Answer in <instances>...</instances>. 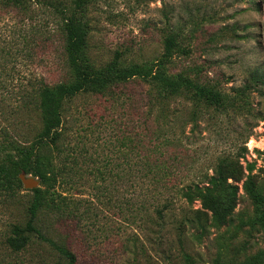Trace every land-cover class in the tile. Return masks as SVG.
Listing matches in <instances>:
<instances>
[{
  "label": "rangeland",
  "instance_id": "rangeland-1",
  "mask_svg": "<svg viewBox=\"0 0 264 264\" xmlns=\"http://www.w3.org/2000/svg\"><path fill=\"white\" fill-rule=\"evenodd\" d=\"M39 11L31 12L32 23L40 22V30L51 34L50 38L40 45L35 59L24 57L12 71L0 72V81L8 84L5 91L0 89V140L27 141L40 128L36 111L19 102L21 82L37 79L53 85L68 79L58 20L49 8ZM84 20V54L99 67L115 61L121 66L151 62L163 53L165 37L173 34L177 45L170 73H183L228 97L227 106L220 110L202 108L183 96L170 99L174 121L170 126L166 123L165 132L172 143L168 154L176 160L175 175L181 181L195 180L203 172L210 174L219 156L237 154L245 172L247 164L252 165L264 195V0H92ZM27 22L22 30L29 28ZM256 75L258 81L253 79ZM113 89L115 93L106 96L84 92L65 111L70 143H86L89 153L95 152L87 161L90 167L109 160L107 167L102 166L110 178L105 181L108 195L93 197V177L87 173L81 192L90 203L78 204L74 218L57 224V230L75 256L73 264H167L162 249L172 254L176 264H183L174 226L190 209L200 208V202L188 205L175 200L162 239L145 218L150 208H144L153 204L125 203L131 197L138 201L141 191L126 178L123 159L129 157L132 162L143 155L144 147L153 141L147 128L160 127L158 108L152 103L148 109L155 87L136 78ZM29 177L39 185V179L30 174L24 173L23 180ZM242 182L237 183L233 225L212 227L199 241L192 238V228L185 232L183 248L194 264H226L264 252V227L254 221V205ZM23 187L17 204H26L30 195L31 188L24 183ZM67 261L37 240L18 254H0V264Z\"/></svg>",
  "mask_w": 264,
  "mask_h": 264
},
{
  "label": "trees",
  "instance_id": "trees-1",
  "mask_svg": "<svg viewBox=\"0 0 264 264\" xmlns=\"http://www.w3.org/2000/svg\"><path fill=\"white\" fill-rule=\"evenodd\" d=\"M91 1L0 0V20L5 19L0 21V72L12 71L24 57L35 59L40 45L48 41L51 34L47 35L40 30V22L32 23L31 12L37 10L39 13L43 8H49L54 19L58 20L64 64L68 71L67 80L53 85L33 79L25 84L21 82L17 87L19 102L36 111L40 128L27 141L0 140V254H18L37 240L49 244L68 260L66 263L56 264L74 263L75 256L60 237L57 224L74 218L78 204L90 203L88 198L82 197L81 192V186L88 181L87 173L93 177L95 193L92 195L98 198L100 195H108L109 189L105 181L110 178V174L109 170H103L109 160L106 159L105 164L101 159L98 167H90L87 161L93 159L95 152L89 153L90 147L86 143L81 146L79 141L70 143L64 126L65 111L74 98L84 92L91 91L101 96L114 94L115 86L136 78L150 82L155 87V94L148 100V109L152 108V103L158 108L160 127L154 131L147 128L146 132L153 141L144 147L143 155L132 162L129 157L123 159L127 166L126 178L133 185L137 183L141 191L138 201L135 202L131 197L125 199V203L153 204L144 208H150L145 218L147 223L157 227L155 232L162 239L169 225L170 210L175 200L184 201L188 205L196 200L200 202V208L190 209L191 213L183 215L174 226L183 264H194L183 248L182 241L188 229L194 230L192 238L199 241L208 235L212 227L233 225L239 192L237 183L242 179V189L254 205V221L263 228L264 195L250 163L245 172L239 162V155L219 156L210 174L203 172L195 180L181 181L182 177L175 175L176 160L173 154H168V147L172 143L165 128L166 123L170 126L174 121L169 113L170 99L183 96L185 101L193 100L202 108L220 110L227 106V95L212 87L195 83L183 73H170L174 47L177 45L173 34L165 37L163 53L151 62L121 66L115 61L104 67L96 66L84 54L87 38L84 11ZM27 21L30 24L25 29ZM253 79L258 81L260 76L256 75ZM6 82L7 80L0 81L2 91L8 88ZM173 110L175 112V108ZM153 152L160 153V156H153ZM21 173L39 179V185L29 189L26 204L16 203L24 191L19 177ZM160 251L167 264H176L172 254L163 249ZM263 263L264 252L259 250L243 258H233L226 264Z\"/></svg>",
  "mask_w": 264,
  "mask_h": 264
},
{
  "label": "water",
  "instance_id": "water-1",
  "mask_svg": "<svg viewBox=\"0 0 264 264\" xmlns=\"http://www.w3.org/2000/svg\"><path fill=\"white\" fill-rule=\"evenodd\" d=\"M23 175H24V173H21L20 175H19V177H20V179H21V181H22V183H24L26 186H28V187H30V188H33V187H36L35 186V184H37V182H35L32 178H25L24 180H23Z\"/></svg>",
  "mask_w": 264,
  "mask_h": 264
}]
</instances>
